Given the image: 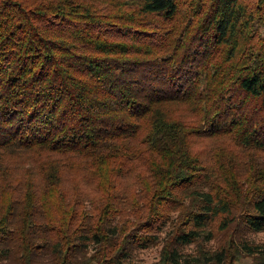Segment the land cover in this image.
Listing matches in <instances>:
<instances>
[{
    "label": "trees",
    "instance_id": "16d2710c",
    "mask_svg": "<svg viewBox=\"0 0 264 264\" xmlns=\"http://www.w3.org/2000/svg\"><path fill=\"white\" fill-rule=\"evenodd\" d=\"M262 230L264 0H0V264H264Z\"/></svg>",
    "mask_w": 264,
    "mask_h": 264
},
{
    "label": "rangeland",
    "instance_id": "374dc122",
    "mask_svg": "<svg viewBox=\"0 0 264 264\" xmlns=\"http://www.w3.org/2000/svg\"><path fill=\"white\" fill-rule=\"evenodd\" d=\"M163 234H161L162 236ZM251 241L254 242H264V230L262 231H253V232H247L246 235ZM212 246H216V242H211ZM159 249L160 245H152L144 249L137 250L131 261H129L131 264H153L159 259ZM185 249H194L193 245H190L188 247H185ZM249 261V264L251 262V257L244 255L241 256L237 261L234 262V264H247Z\"/></svg>",
    "mask_w": 264,
    "mask_h": 264
},
{
    "label": "crops",
    "instance_id": "0c3cea01",
    "mask_svg": "<svg viewBox=\"0 0 264 264\" xmlns=\"http://www.w3.org/2000/svg\"><path fill=\"white\" fill-rule=\"evenodd\" d=\"M247 264H249V261L247 262Z\"/></svg>",
    "mask_w": 264,
    "mask_h": 264
}]
</instances>
